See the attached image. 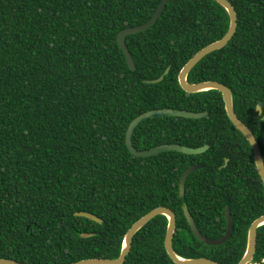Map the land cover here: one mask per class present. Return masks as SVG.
<instances>
[{
	"label": "trees",
	"instance_id": "16d2710c",
	"mask_svg": "<svg viewBox=\"0 0 264 264\" xmlns=\"http://www.w3.org/2000/svg\"><path fill=\"white\" fill-rule=\"evenodd\" d=\"M162 0H0V259L19 264H71L119 257L128 229L151 210L175 214L173 250L183 259L238 264L248 229L264 215V186L252 150L227 117L221 93L184 92L178 75L229 27L213 0H169L147 31L118 33L148 22ZM237 29L228 44L204 57L189 83L228 87L237 118L254 134L264 162V0H228ZM162 82L147 84L159 78ZM158 109L207 113L200 119L159 117L138 125V151L161 145L208 146L200 155L168 151L137 158L126 147L129 124ZM225 160H228L225 165ZM202 165L185 183L191 166ZM228 241L210 246L191 231ZM85 212L101 223L76 217ZM157 216L132 239L123 264H174ZM83 235H90L83 237ZM264 259V226L253 262Z\"/></svg>",
	"mask_w": 264,
	"mask_h": 264
},
{
	"label": "water",
	"instance_id": "95a60500",
	"mask_svg": "<svg viewBox=\"0 0 264 264\" xmlns=\"http://www.w3.org/2000/svg\"><path fill=\"white\" fill-rule=\"evenodd\" d=\"M169 0H162L155 13L151 17V19L146 22L143 25L127 28L118 33L117 36V43L120 47V49L123 51L124 56L126 58L128 67L131 71H135V64L132 59L131 54L129 53L127 46H126V37L130 35L139 34L142 32L147 31L150 29L160 18L163 10L165 9L167 3ZM218 5H220L227 13L229 17V27L226 32V34L218 41H215L208 46L201 49L199 52H197L181 69L179 75H178V83L180 88L188 93V94H198L210 90L218 91L221 93L225 111L227 114L228 119L234 126V128L241 133V135L245 138L247 143L249 144L252 154H253V160L256 167V170L258 172V175L261 179V182L264 186V162L263 157L261 153V148L258 142L256 141L254 134L251 132V130L243 123L241 122L233 109V97L230 89L226 87L225 85H222L216 81H207V82H201V83H189L187 80V77L189 73L192 71V69L207 55L216 52L218 50H221L224 48L228 42L232 39L233 35L236 32L237 29V15L236 11L234 10L232 4L228 0H213ZM168 74V69L165 70V72L157 79L152 81H147V84H157L162 82L164 77ZM207 115V113H191L187 111L182 110H171V109H158L149 111L146 113H143L132 120V122L129 124L126 132L125 142L126 147L128 151L137 158H147L159 155L164 152L168 151H174L180 154L184 155H200L207 151L208 146H204L201 148H187L181 145H161L158 147H155L153 149L145 150V151H138L133 147L132 144V136L133 133L138 125H140L142 122L159 118V117H180L185 119H200ZM262 145L264 146V140L262 142ZM228 160H225V165L227 164ZM202 168V165H194L186 169L179 181V197H182L184 195L185 190V183L187 181V178L195 171ZM184 217L193 232L194 236L201 241L204 244L210 245V246H219L225 243L229 240L231 237L232 231H233V223L230 215V211L228 207L226 208V221H227V230L223 237L217 240L209 239L205 236H203L198 229L196 228L194 221L190 215V212L188 211V208L186 206L183 207ZM76 217H81L85 219H89L91 221H95L97 223H101V220L97 218L96 216L85 213V212H79L75 213ZM157 216H165L168 219V225L165 233L164 238V247L167 256L171 259V261L174 264H219L215 261L206 259V258H195V259H183L176 255V253L173 250L172 246V240L174 236V231L176 227V217L175 214L170 211L167 208L164 207H158L153 210H151L149 213L141 217L138 221H136L126 232L123 240V245L121 249V253L118 258L116 259H85L80 260L71 264H123L126 260V257L129 255L131 250V244L132 239L134 235L141 230L146 224H148L152 219H154ZM261 226H264V215L258 217L256 220L252 222L248 229L247 234V246L246 251L242 257V259L239 261L238 264H251L254 259V255L256 253V237H257V230ZM90 235H83V237H88ZM0 264H19L18 262L11 260V259H0Z\"/></svg>",
	"mask_w": 264,
	"mask_h": 264
},
{
	"label": "clouds",
	"instance_id": "9594fccd",
	"mask_svg": "<svg viewBox=\"0 0 264 264\" xmlns=\"http://www.w3.org/2000/svg\"><path fill=\"white\" fill-rule=\"evenodd\" d=\"M255 110L257 111L258 116H260L261 119H264V105L258 103Z\"/></svg>",
	"mask_w": 264,
	"mask_h": 264
},
{
	"label": "built area",
	"instance_id": "2783aa9c",
	"mask_svg": "<svg viewBox=\"0 0 264 264\" xmlns=\"http://www.w3.org/2000/svg\"><path fill=\"white\" fill-rule=\"evenodd\" d=\"M251 264H264V259L261 262H252Z\"/></svg>",
	"mask_w": 264,
	"mask_h": 264
}]
</instances>
